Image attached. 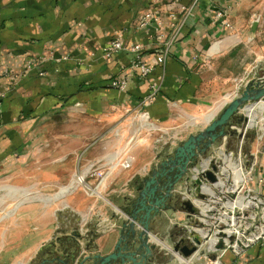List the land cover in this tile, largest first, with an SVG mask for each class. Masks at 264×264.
<instances>
[{"label":"crops","instance_id":"0c3cea01","mask_svg":"<svg viewBox=\"0 0 264 264\" xmlns=\"http://www.w3.org/2000/svg\"><path fill=\"white\" fill-rule=\"evenodd\" d=\"M219 10L226 11L232 28L216 20ZM148 12L153 14L150 25L140 27ZM154 16L164 22L161 40L153 37ZM173 23L178 34L161 66L157 58L176 31ZM117 37L129 47L143 43L145 61L156 66L148 79L135 73L127 91L111 83L127 74L134 54L124 51L109 60L101 56ZM30 60L36 66L27 70ZM262 75L264 0H0V182L23 181L25 198L34 179L47 194L58 191L44 202L22 201L11 217L0 219V264H30L46 244L76 231L88 234L82 243L97 233L92 249L112 252L120 237L118 219L124 215L120 207L135 194L132 180L149 166H138L142 159L134 150V167L108 173L103 196L96 198L77 185L76 175L92 163L101 174L107 172L113 148L127 140L130 117L140 114L137 108L151 81L162 82V91L145 110L171 135L199 126L207 108L213 107L215 116L227 103L221 104L225 96ZM246 142L257 153L264 147L251 136ZM259 161L264 177V153L259 152ZM90 181L96 184L97 176ZM172 214L174 225L179 219L193 223L185 211ZM241 259L264 264V245ZM153 264L178 262L162 261L156 253Z\"/></svg>","mask_w":264,"mask_h":264},{"label":"built area","instance_id":"2783aa9c","mask_svg":"<svg viewBox=\"0 0 264 264\" xmlns=\"http://www.w3.org/2000/svg\"><path fill=\"white\" fill-rule=\"evenodd\" d=\"M186 14L191 13V8L184 6ZM175 18V14H170ZM153 18L151 12L146 13L140 22V27L147 28ZM156 28L153 37L161 40L164 37V22L159 16H154ZM216 20L223 25L232 28V23L227 18L226 11L219 10ZM176 28L173 36L165 43L164 48L157 58L161 66H166L172 42L178 34L176 23L171 25ZM152 35V34H151ZM145 45L141 42H134L130 47L120 38H114L107 42L102 50L101 56L105 60L113 58L124 51L134 54L133 61L129 66L127 74L123 77L112 79L111 85L121 91H127L130 78L138 73L142 79H148L155 70L154 65L148 64L143 52ZM93 53L92 56H95ZM36 66V60H30L27 70ZM162 82L151 81L150 91L144 96L137 109L143 126H150L159 129L155 122L151 120V115L145 107L154 103L161 94ZM251 125H248L239 139L236 148L228 146V137L203 157L200 164L194 167L183 182V185L176 188V194L181 202L191 200L197 209V213L189 218L193 223L186 224L188 233H183L173 242V247H169V252L177 257L180 264H236L241 258H246L248 251L256 245H264V177L260 174L259 152L264 153V147L257 152L248 149L246 146L247 133L250 132ZM238 133L242 134V127L234 126ZM260 144H264V130L260 138H256ZM215 161L217 170L212 167ZM136 157L131 149L122 148L110 164L107 172L101 174L97 163H92L77 175V185L85 188L90 195L97 194L103 196L101 187L105 176L112 173L116 168L129 170L134 167ZM208 170L216 176L212 181L204 176ZM97 176V183L90 181L91 177ZM200 179L201 183L196 184ZM104 185V183H103ZM177 226H182V222L177 221ZM202 239L201 244H197L195 236ZM159 243V242H157ZM198 246V250L190 256H184L181 252L175 251V245ZM223 244V247L219 246ZM248 264V263H246Z\"/></svg>","mask_w":264,"mask_h":264},{"label":"water","instance_id":"95a60500","mask_svg":"<svg viewBox=\"0 0 264 264\" xmlns=\"http://www.w3.org/2000/svg\"><path fill=\"white\" fill-rule=\"evenodd\" d=\"M262 103L264 75L249 80L243 90L237 92L218 114L208 119L204 129L181 141L150 174L136 181L138 185L134 196H127V203L120 207L124 215L118 219L120 237L112 252L102 254L92 249L97 233H93V240L89 243H82L88 234L76 231L74 234L59 236L46 244L30 264H153L157 242L152 238L151 220L171 210L185 211L189 217L197 213L191 200L182 201L179 207L173 205L172 201L177 195L176 188L188 178L191 170L200 164L202 158L210 153L220 139L238 133L234 126L236 123L242 125L248 122L250 107ZM212 167L214 170L218 169L215 161L212 162ZM204 176L212 181L216 180L210 170ZM162 177L167 178L166 185L162 188L164 192L162 198L157 197L154 201L152 196L159 189L158 184ZM200 183L201 180L197 179L196 184ZM69 240H73V243L68 244ZM195 241L197 244L202 243L197 235ZM219 247L222 248L223 244ZM174 248L184 256H190L198 250V246H182L179 243Z\"/></svg>","mask_w":264,"mask_h":264},{"label":"rangeland","instance_id":"374dc122","mask_svg":"<svg viewBox=\"0 0 264 264\" xmlns=\"http://www.w3.org/2000/svg\"><path fill=\"white\" fill-rule=\"evenodd\" d=\"M244 65L239 66L240 69H242ZM262 72V70H259ZM244 85L238 87V91L240 92L243 90ZM233 98V96H225L223 98L221 104L228 100L230 101ZM227 101V102H228ZM213 107L210 109L207 108V110H204L201 112L200 120L201 123L199 126L194 127L193 129H185L181 133H171V135L164 133L160 128L159 129H153L150 126H143V124H140L139 121V115L135 114L134 117H130L132 119V122H130V128H129V134L127 137V140L125 138V142L123 145H116V147L113 148V159H115V156L121 151L122 148L131 149L132 151H136L140 154V160L142 159L143 164H141L142 161H139L138 166H142L144 169V166H149L148 171L143 172L142 176H137L135 179H133L131 183V188L135 189L134 187L137 186L136 180H139L141 178L146 177L148 174L151 173L152 169L155 167V164H159V162L166 157L167 154L172 153L176 146L183 140L187 139L192 133H197L205 128L206 123L205 121H208L212 117V114L216 111H212ZM259 111H262L261 108H259ZM221 110V109H220ZM220 110L217 112V114L220 112ZM264 112V110H263ZM210 115V117H209ZM132 116V115H131ZM250 116V115H249ZM261 112H259V118L255 125L251 124V116L249 117L248 122L244 123L243 125L239 126L242 127V135L245 131L246 127L248 125H251V128L249 129L250 132L247 133L246 137H250L253 139L260 138L262 129H261ZM203 122V124H202ZM195 123V121H194ZM205 123V124H204ZM202 124V125H201ZM143 126V127H142ZM252 130V131H251ZM114 131V137L117 136L120 138V131L113 129ZM195 131V132H194ZM261 132V133H260ZM241 133H237L234 136H229L228 144L231 148H236L238 145V140L242 137ZM224 138L220 139L216 146L210 150L214 151L217 145L221 144L223 142ZM166 142V143H164ZM259 143V142H258ZM121 147V149H120ZM145 163V164H144ZM133 168V167H132ZM131 168V169H132ZM21 183V184H20ZM20 183H17V181H3L0 182V219H7L12 216L16 206L25 200H36L39 202H44L50 199L52 196H54L57 192H51L47 194V192H44L41 188L42 182H37V180L34 179L33 182V189L32 193L28 195V198H25V185L23 184V181H20ZM180 186L183 185L181 182L179 184ZM63 191V190H62ZM51 195V196H50ZM60 194H57V196ZM95 198L97 197V194L92 195ZM56 197V196H55ZM54 197V198H55ZM172 212L175 211H169L166 214H164L162 217H159L156 219V221L153 222L152 225V238L159 237L161 242L157 243L156 253L160 255L162 261H171V259L177 260L178 264L179 261L177 257H174L169 251V247L172 248L173 242L178 238L180 234L188 233V227L183 222V219H179L180 222H182V226H177V224L171 223V215ZM180 218H182V213H180ZM154 234V235H153ZM164 240V241H163ZM155 242V241H154ZM156 243V242H155ZM168 247V248H167ZM168 252V253H167Z\"/></svg>","mask_w":264,"mask_h":264},{"label":"bare ground","instance_id":"6f19581e","mask_svg":"<svg viewBox=\"0 0 264 264\" xmlns=\"http://www.w3.org/2000/svg\"><path fill=\"white\" fill-rule=\"evenodd\" d=\"M259 108H261V110L262 111H259ZM263 110H264V103H262V104H258V105H253L252 107H250V109H249V113H250V116H251V124L252 125H255L256 123H257V121H258V118H259V112H261V116H262V118H261V120H262V124L260 125L261 126V129L262 130H264V112H263ZM136 117V116H135ZM209 117H210V115H209ZM139 121H141V120H139ZM141 124V123H140ZM143 127V126H142ZM251 128V127H250ZM261 133V132H260ZM77 176V175H76ZM69 188H66L64 191L65 192H69ZM65 192H63L62 194H60V195H56V197L54 198V199H59V197H61L63 194H65ZM103 192V191H102ZM63 196H65V195H63ZM154 235V234H153ZM153 240L155 241V242H161V240H160V238L159 237H153ZM164 241V240H163ZM168 248V247H167Z\"/></svg>","mask_w":264,"mask_h":264},{"label":"flooded vegetation","instance_id":"af4514ba","mask_svg":"<svg viewBox=\"0 0 264 264\" xmlns=\"http://www.w3.org/2000/svg\"><path fill=\"white\" fill-rule=\"evenodd\" d=\"M155 169V167L153 168ZM169 170V168L167 169V171ZM170 173V172H169ZM166 182H167V178L166 177H162L161 181L159 182L158 186H159V189L156 190V193L153 194L152 196V199L155 201L158 198H162V193L164 192V190H162V188L166 185ZM169 202V201H167ZM149 203V202H148ZM173 205H175L176 207L180 206L181 204V200H180V197L179 196H175V199L172 201ZM172 211V210H171ZM158 217L154 218L151 220V226L153 225V222L156 221Z\"/></svg>","mask_w":264,"mask_h":264},{"label":"trees","instance_id":"16d2710c","mask_svg":"<svg viewBox=\"0 0 264 264\" xmlns=\"http://www.w3.org/2000/svg\"><path fill=\"white\" fill-rule=\"evenodd\" d=\"M245 259H246V258H245ZM243 263L246 264V263H245V260L240 259V261H238V263H236V264H243Z\"/></svg>","mask_w":264,"mask_h":264}]
</instances>
